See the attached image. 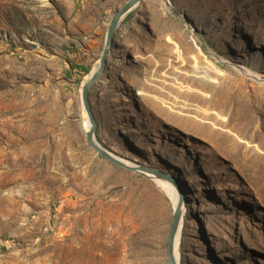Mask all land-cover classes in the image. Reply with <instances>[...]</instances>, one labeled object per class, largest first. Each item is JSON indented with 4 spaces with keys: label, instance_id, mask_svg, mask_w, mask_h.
Segmentation results:
<instances>
[{
    "label": "rangeland",
    "instance_id": "obj_1",
    "mask_svg": "<svg viewBox=\"0 0 264 264\" xmlns=\"http://www.w3.org/2000/svg\"><path fill=\"white\" fill-rule=\"evenodd\" d=\"M127 1L0 0V264H167L172 196L83 128ZM89 101L106 149L184 191L180 264H264V0H143Z\"/></svg>",
    "mask_w": 264,
    "mask_h": 264
},
{
    "label": "water",
    "instance_id": "obj_2",
    "mask_svg": "<svg viewBox=\"0 0 264 264\" xmlns=\"http://www.w3.org/2000/svg\"><path fill=\"white\" fill-rule=\"evenodd\" d=\"M143 0H128L122 8H120L111 18L107 30V36L105 45L103 48V52L101 54L99 65L94 73H92L91 78L87 81H84L81 89V96L83 107L88 114V121L90 124V128L87 132V139L89 145L101 156L105 157L112 163L125 168L129 171H135L142 173L144 175L151 174L154 177L173 180L174 179L157 169L143 166V165H130L123 161V159L113 155L108 149L100 146L95 141V132L97 129V121L91 109L90 101H89V93L91 89L97 84L98 81L102 79L104 76L109 62V56L112 54V45L114 41V36L119 28L121 22L124 20L126 16L130 12H132L135 8H137ZM91 73V72H90ZM148 176V175H147ZM184 193V191H182ZM180 196V200L177 205L174 207L172 221L170 224V230L168 234V244H167V264H180V254H179V243L181 241V236L184 228V219H185V210L187 208V199L186 195L182 194Z\"/></svg>",
    "mask_w": 264,
    "mask_h": 264
},
{
    "label": "bare ground",
    "instance_id": "obj_3",
    "mask_svg": "<svg viewBox=\"0 0 264 264\" xmlns=\"http://www.w3.org/2000/svg\"><path fill=\"white\" fill-rule=\"evenodd\" d=\"M113 63V62H112ZM118 63V60L116 59L114 61V65H116ZM98 67V66H97ZM97 67H95L93 69V71H91V73H89L88 77L86 78V80L84 81H87L89 78H91V75L92 73H94L97 69ZM103 78V77H102ZM83 116H84V123H83V128H84V131L86 132V135H87V132L90 128V124H89V121H88V114L86 113L85 109L83 110ZM95 141L102 147H104L100 142L99 140L97 139V136L95 135ZM111 152V151H110ZM113 155L123 159V161H125L126 163L130 164V165H134V163L130 162L129 160L127 159H124L123 157L121 156H118L116 154H114L113 152H111ZM148 177H151L152 179H154L161 187H163L173 198V201L175 202V206L177 205V203L179 202L180 200V196H181V193L183 190H181L178 186H176L177 184L175 183V181L173 180H166V179H161V178H157V177H154L153 175L151 174H147ZM181 185V184H180ZM177 192H176V191ZM178 193V194H177ZM184 194V193H182ZM185 195V194H184ZM174 206V207H175ZM186 212V210H185Z\"/></svg>",
    "mask_w": 264,
    "mask_h": 264
},
{
    "label": "trees",
    "instance_id": "obj_4",
    "mask_svg": "<svg viewBox=\"0 0 264 264\" xmlns=\"http://www.w3.org/2000/svg\"><path fill=\"white\" fill-rule=\"evenodd\" d=\"M83 68V70L86 71V73H89L90 72V68L89 67H86V66H81Z\"/></svg>",
    "mask_w": 264,
    "mask_h": 264
}]
</instances>
